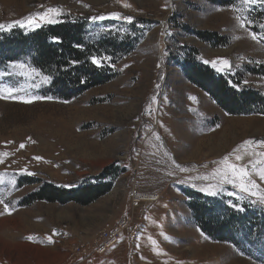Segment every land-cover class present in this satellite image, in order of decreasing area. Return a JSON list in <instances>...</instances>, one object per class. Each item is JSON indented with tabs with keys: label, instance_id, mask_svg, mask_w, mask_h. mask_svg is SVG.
<instances>
[{
	"label": "rangeland",
	"instance_id": "obj_1",
	"mask_svg": "<svg viewBox=\"0 0 264 264\" xmlns=\"http://www.w3.org/2000/svg\"><path fill=\"white\" fill-rule=\"evenodd\" d=\"M46 13L57 23L88 17L90 39L133 45L107 62L113 79L69 100L45 95L50 79L28 52L0 60V198L8 205L0 204V264H264V180L253 164L264 160V0H0V35L41 29ZM188 59L237 77L262 100L250 115L231 116L186 79ZM231 165L250 175H233ZM108 168L118 173L106 180L110 190L87 206L20 203L44 184L98 183ZM131 191L144 199L133 202ZM195 195L219 206L220 222L243 218L237 243L198 228ZM117 228L116 243L97 253L101 234Z\"/></svg>",
	"mask_w": 264,
	"mask_h": 264
},
{
	"label": "trees",
	"instance_id": "obj_2",
	"mask_svg": "<svg viewBox=\"0 0 264 264\" xmlns=\"http://www.w3.org/2000/svg\"><path fill=\"white\" fill-rule=\"evenodd\" d=\"M90 21L88 17L77 19L69 16L66 21L46 23L43 28L27 35L16 30L11 34L0 35V60L3 58L5 61H11L18 54L28 52L32 55V66L50 79L49 85L45 87V95L61 100L72 99L80 95L87 86H98L113 79L107 62L126 55L133 45V40L126 37L123 41H118L114 36L90 39ZM200 37L213 43L218 42L216 38L219 41L224 40L214 33H201ZM92 57L101 59L104 64L94 65L91 62ZM188 63V66L184 67L186 79L211 96L218 106L231 116L250 115L262 100L257 91L242 88L237 77L215 74L207 66L196 63L194 59ZM117 175L112 168H108L98 177V183L75 189L44 184L37 191L22 198L20 203L27 206L34 201L60 204L75 202L87 206L110 190L111 184L106 180ZM191 200L189 206L196 225L208 237L221 242L237 243V228L248 229L238 214L220 222L217 215L219 208H216L218 205L200 201L196 195L192 196ZM261 226L264 229V219Z\"/></svg>",
	"mask_w": 264,
	"mask_h": 264
},
{
	"label": "snow or ice",
	"instance_id": "obj_3",
	"mask_svg": "<svg viewBox=\"0 0 264 264\" xmlns=\"http://www.w3.org/2000/svg\"><path fill=\"white\" fill-rule=\"evenodd\" d=\"M244 2L245 3H255V0H244ZM48 12L49 13H54L55 10L54 9H49ZM109 15L112 18H117V19L123 18V19L127 20L129 23H131L133 21V19H134L133 17H130V16L129 17H121L119 13H111ZM104 18H105L104 16H100V17H96L94 19H104ZM40 19L44 20L45 22H48V23H52L53 22V19L50 16H48L47 13L42 15V16H40ZM17 23H20V22H17ZM24 23L27 24V25H31L33 23V20H32L31 17H29V18L26 19V21ZM21 26H24V24H21ZM3 27H4L3 25H0V29H2ZM241 27H245V25L243 23H241ZM251 38L253 40H256L257 39V35L255 33H251ZM54 39H56V38H54ZM91 62L94 65H97V66H100L101 63H102L101 59H99L97 57H92ZM73 63H76V62L73 61ZM222 63L225 66L228 65V61L227 60H223ZM21 67H23V66L21 65ZM33 71H35V70H33ZM48 79H49V77H44L45 81H48ZM8 91H9V93H11L13 91V89H8ZM0 98H2V97H0ZM38 98L39 97H37V99ZM23 102L31 103L32 101L31 100H24ZM246 143L251 144L253 142L252 141H247ZM261 143H264V142H261ZM20 147L23 148V147H25V145L21 144ZM2 155H4V154H0V156H2ZM258 155L260 157L264 158V153H259ZM34 159L40 160L42 158L41 157H34ZM225 159H227V158H225ZM236 159L237 160H241L242 157L238 155L236 157ZM2 162H3V160L0 159V163H2ZM253 164H254V166L256 164L260 165V167L256 169V172H257V175L260 177V179L264 180V160L255 161V162H253ZM230 167H231L233 175L239 174V176L241 178H245V177H248L250 175V173H249V171H248V169L246 167H237L236 165H231ZM24 171H26V170H24ZM222 179L226 183H232L233 182L231 179L228 178V173L227 172L224 173ZM247 183H250L253 188L256 187V185H255V183L253 181L249 180ZM239 187H240L241 191H248L250 193V195H255V193L251 192V190L246 186L245 183L242 182L239 185ZM212 194H215V193H212ZM261 202H264V198H262ZM0 204H4L5 208L7 209L8 205L4 202L3 198H0ZM28 239H32V237H28Z\"/></svg>",
	"mask_w": 264,
	"mask_h": 264
},
{
	"label": "built area",
	"instance_id": "obj_4",
	"mask_svg": "<svg viewBox=\"0 0 264 264\" xmlns=\"http://www.w3.org/2000/svg\"><path fill=\"white\" fill-rule=\"evenodd\" d=\"M131 193H132V197L134 198L133 199V202L134 201H139V200H141L140 198H139V195H136L134 192H132L131 191ZM121 230H120V228H117L116 230H115V232L114 233H112V232H109V231H107V232H103L102 234H101V238H100V242H99V244L97 245V249H95V251L97 252V253H103V252H105L110 246H112L113 244H115L116 243V241H117V236H118V232H120ZM119 234H121V232L119 233Z\"/></svg>",
	"mask_w": 264,
	"mask_h": 264
},
{
	"label": "bare ground",
	"instance_id": "obj_5",
	"mask_svg": "<svg viewBox=\"0 0 264 264\" xmlns=\"http://www.w3.org/2000/svg\"><path fill=\"white\" fill-rule=\"evenodd\" d=\"M134 198H135V197H134ZM139 198H140V199H144V197H143V196H142V198H141V196H139ZM150 199H151V198H150Z\"/></svg>",
	"mask_w": 264,
	"mask_h": 264
}]
</instances>
